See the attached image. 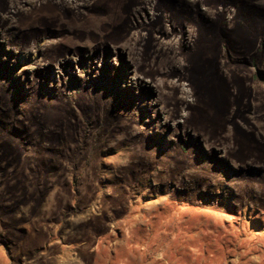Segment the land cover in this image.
<instances>
[{
	"label": "rangeland",
	"instance_id": "374dc122",
	"mask_svg": "<svg viewBox=\"0 0 264 264\" xmlns=\"http://www.w3.org/2000/svg\"><path fill=\"white\" fill-rule=\"evenodd\" d=\"M0 59V264H264V0H0Z\"/></svg>",
	"mask_w": 264,
	"mask_h": 264
},
{
	"label": "trees",
	"instance_id": "16d2710c",
	"mask_svg": "<svg viewBox=\"0 0 264 264\" xmlns=\"http://www.w3.org/2000/svg\"><path fill=\"white\" fill-rule=\"evenodd\" d=\"M106 50V49H105ZM104 50V51H105ZM104 51H103V56L106 58V56H107V54H106V52L104 53ZM11 55V53H8V56H10ZM98 55H100V52H99V54ZM119 56H120V54H119ZM121 57V56H120ZM96 57H92V58H90V59H95ZM122 58V57H121ZM90 59H89V61H90ZM92 60V61H93ZM94 62V61H93ZM119 62L121 63V65H120V68L116 71H114V73L113 74H110L109 73V75H107L104 79H105V81L107 82L108 81V83H110L111 82V84L110 85H112V86H117V85H119V83L122 81V80H124V78L127 76V72H128V68H127V65H126V63H124V61H122V59H121V61L119 60ZM95 64V63H94ZM94 66H96V65H94ZM109 66V65H108ZM14 68H15V66L13 65V67H10L9 66V63L7 62V61H2L1 59H0V69L2 70H5L10 76H12V78H13V80L15 81V83H16V85H17V88H18V90L20 91H22V90H24V92L25 91H27V90H25L24 89V86H22V83L20 82V81H18L19 79H16L15 78V75H13L12 73H13V71H14ZM85 68L86 69H88L87 71H91V70H93L92 69V67L89 65V63H88V61H87V63H86V66H85ZM107 71L109 72V67L107 68ZM106 71V72H107ZM107 72V73H108ZM22 73H24V72H22ZM37 78H38V83L39 84H41L43 81L45 82V81H48V76H46L43 72H39L38 73V75H37ZM95 80H93L92 82H94ZM80 83H82V81H79ZM18 83V84H17ZM81 86V85H80ZM117 93H118V95L119 96H121V97H124V98H126V99H128V100H130V102H133L134 104L136 103H139V99H138V96H136V95H134V93L133 92H131V91H129V90H127V89H123V88H119L118 87V90H117ZM147 93V92H146ZM149 94V93H148ZM50 96V92L48 91V93H47V97H49ZM133 104V105H134ZM141 107H143V105L141 106ZM160 142H162V140H160Z\"/></svg>",
	"mask_w": 264,
	"mask_h": 264
}]
</instances>
